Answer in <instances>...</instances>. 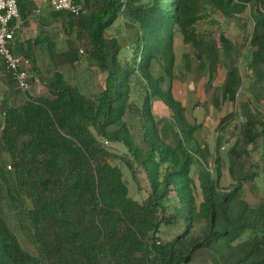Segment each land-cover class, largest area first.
Segmentation results:
<instances>
[{
    "label": "trees",
    "instance_id": "16d2710c",
    "mask_svg": "<svg viewBox=\"0 0 264 264\" xmlns=\"http://www.w3.org/2000/svg\"><path fill=\"white\" fill-rule=\"evenodd\" d=\"M78 2L80 17L52 9L46 15L61 24L67 49L45 32L27 42L28 51L18 49L32 57L34 48L47 46L52 78L45 81L35 64L29 73L32 88L42 80L47 96L18 101L13 73L0 62V264H191L201 252L212 253L214 264H264V197L257 205L244 197L264 181V113L249 101L238 103L241 66L251 100L261 102L264 0ZM18 6L14 23L40 11L29 0ZM244 14L252 25L247 55L224 32L215 34L214 16L240 25ZM118 20L135 31L131 55L109 36ZM177 40L192 49L209 85L226 70L221 103L236 110L221 122L213 151L200 145L199 125L186 119L172 92L179 69L192 66L188 55L178 62ZM80 48L105 75L95 105L67 78L66 69L81 63ZM156 102L172 114L169 142ZM109 144L127 150L122 162L131 171L135 165L145 172L151 191L143 203L130 198ZM4 201L37 255L19 243L2 215ZM174 228L183 231L163 242L162 230Z\"/></svg>",
    "mask_w": 264,
    "mask_h": 264
},
{
    "label": "rangeland",
    "instance_id": "374dc122",
    "mask_svg": "<svg viewBox=\"0 0 264 264\" xmlns=\"http://www.w3.org/2000/svg\"><path fill=\"white\" fill-rule=\"evenodd\" d=\"M214 17L219 24V27H216V36L218 37L222 32H224L226 36L236 46L239 47L240 51L244 55H247L250 50L248 40L250 39L252 34V25L248 21V14H244L243 16H241L243 20L240 25L236 24L232 20L228 21L219 15H216ZM55 29L56 37L60 38L59 50L67 49V42L69 41V37L64 33V30L63 28H61V26ZM201 30L206 32L209 31L210 33V29L207 26H203ZM109 36L114 39L118 38L122 47L127 49V53L129 55L132 54L131 49L134 46L135 31L127 27L124 21L118 20L114 27L109 31ZM214 39V42L218 43L217 38L215 37ZM177 47L178 48L176 49V53L178 62L181 64L183 62L184 55H188L192 59V66L189 71L184 70L183 68L181 70L179 69L177 73L178 77L172 88L173 95L175 99L181 102V104L185 107L186 119L193 124L199 125V131L195 136L200 145L202 147L209 146L211 151H213L215 138L221 122L236 110V106L230 102L221 103V90L225 83L226 70L220 69L213 84L209 85L207 77L197 69V64L192 57V49L189 46H185L180 40H177ZM82 50H84V48H82ZM47 63H49V60H47ZM183 66L184 64H182V67ZM43 69V79H50L51 76L47 74L49 67L46 66ZM158 69L159 66L156 65L154 69L155 74L157 73ZM241 70L243 80L238 93V103L249 101L251 102V109H258L259 111L264 113V84L261 87V102H253L251 100L252 96L247 92L248 83L244 75L243 66H241ZM66 73L69 81H71L73 85L79 86L82 89L83 93L86 95L85 102L88 105H95L96 99L99 96L105 79V75L100 72L97 65L87 60L84 54L82 55L81 63L78 64L74 69L69 68ZM3 84V71L0 68V88H2ZM41 87H45V85L42 83V80H36L32 88V94H34L35 96L41 95L39 92ZM47 95L48 94H46L45 96ZM216 96L220 98V103L218 106H216L214 103V97ZM17 99L21 102L26 100L23 95H19ZM154 110L155 114H157V117L162 118L161 120H159L158 124L163 137L166 138L168 142L171 141V112L167 111L165 106L161 102L155 103ZM105 147L111 155L115 156L110 160L112 165L121 168V170L123 171L124 180L126 181L129 188L130 198H132L136 202L143 203L149 197L151 191V187L149 185L145 172L142 169H136L135 165H133V171L136 175L135 178L133 171H131L128 166L124 162H122V158L128 160V158L126 157L127 150L123 146L114 144L105 145ZM2 167L3 166H0V169ZM7 171H9V169H7ZM258 184L260 191L257 193H254L250 188L246 189L244 197L251 205H257V203H259L260 200L264 197V181ZM229 186V180L224 177L222 180V187L228 188ZM174 203H177V201L174 200ZM1 212L7 220L10 228L16 234L23 249L30 254L37 255L38 253L36 247L31 243L28 236L21 228L14 211L11 210L6 201H4L2 204ZM182 231V229L178 228L163 229L160 238L163 242L170 241ZM208 253L210 254V258L213 259L212 253ZM201 259L203 258L200 256L196 259V262H193L191 264H209L206 262V260Z\"/></svg>",
    "mask_w": 264,
    "mask_h": 264
},
{
    "label": "built area",
    "instance_id": "2783aa9c",
    "mask_svg": "<svg viewBox=\"0 0 264 264\" xmlns=\"http://www.w3.org/2000/svg\"><path fill=\"white\" fill-rule=\"evenodd\" d=\"M45 1L55 12L66 13L74 17H80L83 13V4L78 0ZM19 18L18 0H0V62L5 65L7 71L13 73L19 92L26 100H29L32 94L29 73L34 67V61L30 57L21 56L15 52V40L19 26L14 22ZM80 54L84 55V50L81 49Z\"/></svg>",
    "mask_w": 264,
    "mask_h": 264
},
{
    "label": "crops",
    "instance_id": "0c3cea01",
    "mask_svg": "<svg viewBox=\"0 0 264 264\" xmlns=\"http://www.w3.org/2000/svg\"><path fill=\"white\" fill-rule=\"evenodd\" d=\"M29 1L33 2L40 9V11H38L39 13L37 12L33 14V16L30 18V20H28V22H24V21L17 22V25L19 26V30L17 31L16 40H15V52L21 56H26V55L20 54L18 49H20V47L22 48L24 47V50L28 51L29 48L27 47V42L35 41L37 36H39L43 32L49 35V37L51 38L54 37L55 39H57L55 35L56 34L55 28L61 25V24H56V22L52 19L46 18V15L51 10V8L48 6L45 0H29ZM47 51L48 48L46 45L36 47L33 49L32 57H30L33 59L35 66L38 67L42 72L44 70L43 69L44 67L50 65L49 64L50 62L47 63L48 60ZM39 92L40 94L43 95L49 94V92H47L46 86L41 87ZM200 256L203 258L201 260H206L207 263L211 264L212 262L213 264V261L210 258V254L208 252H201L199 255H197L196 259L199 258ZM196 259L194 262H196Z\"/></svg>",
    "mask_w": 264,
    "mask_h": 264
}]
</instances>
